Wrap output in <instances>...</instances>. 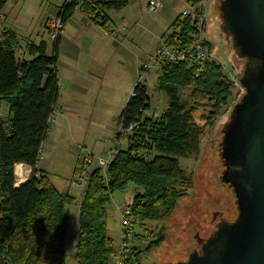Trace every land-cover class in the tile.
Returning a JSON list of instances; mask_svg holds the SVG:
<instances>
[{
  "label": "trees",
  "instance_id": "obj_1",
  "mask_svg": "<svg viewBox=\"0 0 264 264\" xmlns=\"http://www.w3.org/2000/svg\"><path fill=\"white\" fill-rule=\"evenodd\" d=\"M5 1L0 0V18ZM186 1L196 6L204 0ZM127 3L128 0H65L57 14L64 24L78 9L93 23L105 27L109 22L107 10L121 9ZM206 22L203 37L214 54L211 36L204 35L209 29ZM0 25V108L6 107L4 116L0 115V264H68L64 241L69 217L65 207L75 200V195L67 189L57 190L47 173L36 167L59 95L56 64L60 35L51 41V54L47 53L45 40H29L19 56V35L1 22ZM196 35L191 18L179 13L161 38L182 49L192 45ZM232 85L215 56L199 66L162 62L155 86L168 96V102L156 117L146 115L150 97L145 83L137 81L133 85L117 117L127 132V146L116 147L106 166V178L99 168H94L83 189L77 210L76 264L112 261L116 246L106 232V205L111 195L124 191L128 183L141 188L129 205L133 222L158 221L171 212L191 187L178 159L198 152L201 127L194 113L200 106L206 107L204 124H212L232 95ZM182 88L189 89V102L181 100ZM120 139L121 133L117 132L116 145ZM15 163H24L30 170L20 185L15 184ZM81 163L75 167L77 178L83 169ZM153 232L145 235L133 230L132 245L121 264H138L135 243ZM161 235L152 242L158 243Z\"/></svg>",
  "mask_w": 264,
  "mask_h": 264
},
{
  "label": "rangeland",
  "instance_id": "obj_2",
  "mask_svg": "<svg viewBox=\"0 0 264 264\" xmlns=\"http://www.w3.org/2000/svg\"><path fill=\"white\" fill-rule=\"evenodd\" d=\"M65 0H17L16 7L19 8V23L26 25L27 29L12 24L13 19L9 16V19L3 23V25L9 28H13L16 34L19 35V44L21 45L17 55H22L23 45L26 41L32 40L35 43L40 40H45L47 44V53H52V45L48 39V35L43 28V20L58 10L61 4ZM175 0H162V8L156 11H149L146 0L141 1V6L123 8L118 11L114 9L108 10L109 20L115 27L114 29L107 25L105 26L110 32L115 30L118 33L117 39L107 37H101V31L97 36V43L93 45L98 50L99 54L106 59V65L108 72L103 76L105 82L109 83V80L117 78V72L113 73L112 70L122 69L120 63H117L118 54L113 51L114 40H123L125 49L123 50L124 56L119 60L123 62L126 68L127 81L134 82L140 75L142 82H145L147 86L148 95L150 97V109L146 111V115L150 117H156L166 107L168 102V96L157 89L155 86L157 74H142L140 69L137 71L136 64L134 62L136 51L134 39L139 37L142 32L141 39L149 44V50L143 54V57L147 58L153 54V48L150 40H154L156 43V35L162 33L175 19L176 11L174 7ZM175 6L180 9L189 7L190 4L186 0H179V3ZM196 6L205 13L206 25L209 29L204 33L206 37L212 38V49L215 59L218 60L223 66V71L229 80L232 82V95L228 99L227 103L221 108L219 115L213 121L212 124L205 125L204 114L207 110L206 107L200 106L194 113L197 123L200 125L201 133L199 135L198 152L191 157H180L178 162L186 170V174L190 178L191 187L187 189L186 193L177 201L175 207L165 217L158 221H145L143 223L133 222L132 216L129 217L131 222V230L128 232L130 242L118 261L116 252L110 264H121L123 255L131 247L132 243V231L141 232L143 234L150 233L153 230V234L144 238V240L136 242L137 252L139 255L138 264H175L177 261L185 260L193 247L196 246L195 239H192V235L195 229L198 228L199 236H205L208 233V229L205 228L213 215L212 211L227 210L232 206L229 204L234 199V195L231 191L227 190L226 186L220 184L218 181L217 172L218 163L207 160L210 151L205 150V146L209 142L219 141V137H216V133L219 130L220 125L228 118L234 103L238 101L243 95V87L239 82V78L243 73V69L246 63V59L239 57L237 51L232 46V38L225 31L222 26L221 18L218 13V0H204L196 4ZM179 9V8H177ZM129 11L131 13H129ZM130 14V15H129ZM127 19L125 27L121 28L122 19ZM1 20V19H0ZM136 21L137 24H136ZM1 22V21H0ZM19 27V28H18ZM1 30V25H0ZM161 39V37H160ZM107 43V47L102 45ZM134 45V46H133ZM68 44L63 43V52L60 54L57 60V67L59 70V95L57 98V104L54 107L53 120L50 122L51 128L48 133V138L42 143L39 168L43 169L47 173L49 179L60 191L69 190L75 195V200L66 205L65 213L69 217L68 227L66 231V238L64 241L65 258L68 264H76V258H74L75 243L77 239V218H78V205L83 193L84 185L77 183V171L76 166L82 165L81 147L94 153L99 157L98 153L101 148H112L114 146L126 147V134L122 136L123 141L118 145L115 144L116 134L118 132L119 123L117 117L122 111V105L118 103L102 102L99 100L101 95L110 98L109 89L104 88V91L93 89L88 95L81 96L78 91L74 89L73 85H81L84 81L83 78H79L80 75H72L70 73V67L68 65L79 68L78 61H74L68 56L67 49ZM151 47H153L151 49ZM149 53V54H148ZM93 52L91 51L90 57L92 58ZM85 66L88 64V58L86 59ZM91 67V66H90ZM90 72L101 73V70L96 71L93 66V71L87 68ZM77 73V71L75 72ZM78 78V80H77ZM78 81V82H77ZM82 81V82H81ZM133 86V85H132ZM133 88V87H132ZM131 88V91H132ZM106 92V93H105ZM179 96L182 101L190 100L189 89L182 88L179 90ZM6 112L5 105L0 108V115L4 116ZM102 145L101 148L98 147ZM120 144V146H119ZM102 153L101 155H103ZM100 155V156H101ZM148 156L151 153L147 154ZM96 162H93L89 166V170L94 169ZM28 174H25V178ZM24 180V178H16V181ZM141 191V188H136L133 184L128 183L125 190L115 191L110 198V202L106 205V232L112 237L114 245L120 247V237L122 234V212L119 208L122 203L129 204L132 201L133 195ZM225 208V209H226ZM233 208V207H232ZM233 209H236L235 207ZM226 210V211H227ZM234 214V213H233ZM156 233V234H155ZM161 239L158 243L152 241L160 234ZM189 236L187 240L185 237ZM192 239V240H191ZM191 240V242H189ZM149 246V247H148ZM135 251V252H136Z\"/></svg>",
  "mask_w": 264,
  "mask_h": 264
},
{
  "label": "water",
  "instance_id": "obj_3",
  "mask_svg": "<svg viewBox=\"0 0 264 264\" xmlns=\"http://www.w3.org/2000/svg\"><path fill=\"white\" fill-rule=\"evenodd\" d=\"M217 14L233 48L246 59L239 78L244 91L215 134L220 140L205 150L208 162L218 163V181L231 187L236 215L219 221L198 240L199 249L175 264H264V0H218Z\"/></svg>",
  "mask_w": 264,
  "mask_h": 264
},
{
  "label": "crops",
  "instance_id": "obj_4",
  "mask_svg": "<svg viewBox=\"0 0 264 264\" xmlns=\"http://www.w3.org/2000/svg\"><path fill=\"white\" fill-rule=\"evenodd\" d=\"M141 1L142 0H128V3L126 6H124L123 8H129L131 6L132 9H135L134 7L136 6H141ZM183 1V0H182ZM5 6L2 10V14H1V24L5 23V21H7L9 19V16L12 17L13 19V25L16 26H20V28L24 27L25 29H27L26 25L19 23L18 17H19V8L16 7L17 5V0H6L5 1ZM148 0H146L145 3H147ZM162 2V0H161ZM174 7L176 11V15H178L182 10L184 9H180V7L175 6L179 3V0H175L174 1ZM118 9V11L122 10ZM179 8V9H177ZM110 10V9H109ZM108 11V10H107ZM58 11L54 12V13H50V15H48L44 20H43V28L44 31L47 34V28H48V20L50 19V17L52 15L57 14ZM108 15V12H106ZM129 13H131L129 11ZM130 15V14H129ZM109 18V15H108ZM109 20V19H108ZM127 22V19H122V25L121 28L125 27V23ZM138 21H136L137 24ZM15 23V24H14ZM111 29H114L113 27H115L113 25V23H111V20H109L108 22V26ZM124 25V27H123ZM99 29V31H101V37L102 38H107V37H111L114 39H117L115 37H113L111 35V32L106 28V27H101L99 24H95L93 23L85 14L82 13L81 10L75 9V12L73 13V16L71 18H69L62 26L61 31H60V37H59V42H58V53L57 56L60 57V54L63 52V43L68 44L67 46V51H68V56H70V58L74 61H78V67L79 68H74L70 65H68V67H70V73L74 76V75H80L79 78H83V82L81 85H73L74 89L76 91H78V94H81V96H85L88 95V93H91L94 89L95 90H99V91H104V88L109 89V93H110V98H107L104 95H101L99 97V100H101L102 102H109V103H118L120 105L125 104L126 101L128 100L129 95L131 94V88L133 87L132 85H134L137 81H141L140 79V75L138 74V78L137 80L134 82V79H132V81H127V76H126V68L125 65L123 64V62L121 60H119V53H120V57L123 58L124 53L123 50L125 49L126 46H124L123 44H125L123 42V40L119 39L118 41L114 40V44H113V51H115L116 54H118L117 57V63L122 66V69L119 70V66H118V70H112L113 73L117 72V78H115L114 80H109L108 82H105L103 76L107 74L108 72V67L106 65V59L104 57L101 56V54H99L98 50H96V47H94L93 45H95L97 43L96 39L97 36L99 34V31H97V27ZM19 28V27H18ZM13 29V28H11ZM14 30V29H13ZM166 30V29H165ZM164 30V31H165ZM15 31V30H14ZM164 31L162 33H159L158 35H156V40L157 42L154 43L155 41L150 40L152 45L154 46V48L160 44L161 40L160 37L161 35L164 33ZM16 32V31H15ZM48 35V34H47ZM139 37H136L134 39L135 42V47H136V51H134V56H135V64H136V68L137 71H139L140 69V63L142 62L143 59H145V57H143L142 59H140V57H142L143 54L147 53V51L149 50V44L145 41H143L141 39V37L143 36V33L141 32L139 35ZM107 43L103 44V47H107ZM134 46V45H133ZM153 47H151L152 49ZM153 48V49H154ZM152 49V50H153ZM91 51L93 52L92 54V58L90 57ZM149 54V53H148ZM24 58H29L27 57V55H24ZM88 58V64H90V66H85L86 63V59ZM93 66L95 67L96 71L101 70V73H96V72H90L87 68H90V70L93 71ZM57 67V64H56ZM77 71V73H75ZM59 70L57 67V79H58V84H59ZM78 80V78H77ZM78 82V81H77ZM142 82V81H141ZM145 83V82H144ZM59 89V88H58ZM133 89V88H132ZM106 93V92H105ZM150 104V102H149ZM52 116L50 117L49 120V124L50 122L53 120V116L55 114V112H52ZM51 128V124L49 126L48 132H47V136L45 137L44 141L48 138V133L49 130ZM124 139V137H123ZM123 139H120L119 143L121 144L123 141ZM43 141V142H44ZM42 142V143H43ZM119 144V146H120ZM42 145V144H41ZM101 144L98 146L101 148ZM122 149H124V147H121ZM42 149V148H41ZM102 150L100 151V153L96 154L98 156H100L102 153H105L106 151H108L109 149H112L110 147L108 148H101ZM120 149V147H119ZM93 153V152H92ZM41 154V151H40ZM94 155V153H93ZM41 158H39L38 163L36 165V167L38 169L39 168V161ZM16 166H19V174H17L16 172ZM43 170V169H41ZM13 171L15 172V176L16 178H25V174L29 175V167L27 165H25L24 163H15L14 167H13ZM44 171V170H43ZM24 180H18L15 181L16 185H18L19 183L24 182ZM55 186V185H54ZM58 190V189H57ZM77 240V239H76Z\"/></svg>",
  "mask_w": 264,
  "mask_h": 264
},
{
  "label": "built area",
  "instance_id": "obj_5",
  "mask_svg": "<svg viewBox=\"0 0 264 264\" xmlns=\"http://www.w3.org/2000/svg\"><path fill=\"white\" fill-rule=\"evenodd\" d=\"M161 0H148V10L149 11H156L158 9H161L162 7ZM182 16H189L191 20L195 24V28L197 30V35L195 37V40L192 45H190L187 48L178 49L176 46L170 45L166 42V40L160 39L161 42L158 44L154 50L153 54L145 59L142 60L140 63V71L143 74H158L161 68V63L168 61V62H186L192 66H199L204 60L212 56L210 50H208V47L205 44V38L203 37V30H204V24L206 21L205 13H203L197 6L190 5L189 7H186L184 10L180 12ZM48 28H47V34L49 41H54L59 35L61 28L63 26V22H61V18L58 14L52 15L50 19L48 20ZM111 35L115 38L118 37V33L115 30H111ZM131 126L129 127V129ZM118 132L121 133V136L124 134H127L124 129L121 128V125H119ZM116 144V142H115ZM81 156L83 161V169L78 177V184L79 185H86L88 181V176L91 173V170H89V166L93 162H96L94 168L100 169V174L106 178V169L107 164L109 161L113 158V154L116 152V146L112 147V149H109L106 151L103 155L97 157L93 155L91 151H88L87 149H84L81 147ZM41 156L39 155V158ZM122 212L121 216V222H122V234L120 237V247H116V255L118 256V261L120 259V255L124 253L126 250L125 248L130 242L128 232L131 230V222H130V211H129V204H124L119 207ZM118 264V262H117Z\"/></svg>",
  "mask_w": 264,
  "mask_h": 264
},
{
  "label": "flooded vegetation",
  "instance_id": "obj_6",
  "mask_svg": "<svg viewBox=\"0 0 264 264\" xmlns=\"http://www.w3.org/2000/svg\"><path fill=\"white\" fill-rule=\"evenodd\" d=\"M219 178H220V175H219ZM220 181H221V179H220ZM220 184H222L223 186H226L228 189L227 190H229V191H231L232 192V190H231V187L229 186V184H224V183H220ZM233 208L235 207L236 208V206H235V204H234V199L232 200V201H230V203H229ZM229 208L228 210H227V208H226V210L227 211H225L224 210V212L223 211H221V210H218L217 211V213H215V214H213V216L211 217V219H210V223L209 224H206V226H205V228H207L209 231H208V233L205 235V236H198V234L196 233L195 234V242H196V246L195 247H193V249H199L200 248V241H198L199 239H205L206 238V236L207 235H209L210 233H212V231H214L215 230V227H216V225H217V223L219 222V221H221V220H226V221H228V220H232V219H234L235 217V215H236V209H233V208ZM234 213V214H233ZM192 249V250H193Z\"/></svg>",
  "mask_w": 264,
  "mask_h": 264
},
{
  "label": "bare ground",
  "instance_id": "obj_7",
  "mask_svg": "<svg viewBox=\"0 0 264 264\" xmlns=\"http://www.w3.org/2000/svg\"><path fill=\"white\" fill-rule=\"evenodd\" d=\"M16 172H17V174H19V172H20L19 166H16Z\"/></svg>",
  "mask_w": 264,
  "mask_h": 264
}]
</instances>
